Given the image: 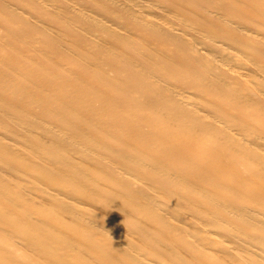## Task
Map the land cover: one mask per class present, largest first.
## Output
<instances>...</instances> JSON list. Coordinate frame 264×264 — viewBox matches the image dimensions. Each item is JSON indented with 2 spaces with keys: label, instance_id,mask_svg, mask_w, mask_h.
Segmentation results:
<instances>
[{
  "label": "bare ground",
  "instance_id": "6f19581e",
  "mask_svg": "<svg viewBox=\"0 0 264 264\" xmlns=\"http://www.w3.org/2000/svg\"><path fill=\"white\" fill-rule=\"evenodd\" d=\"M0 264H264V0H0Z\"/></svg>",
  "mask_w": 264,
  "mask_h": 264
}]
</instances>
